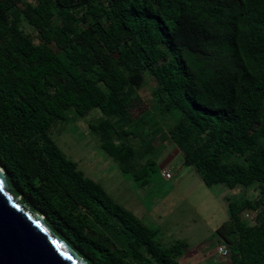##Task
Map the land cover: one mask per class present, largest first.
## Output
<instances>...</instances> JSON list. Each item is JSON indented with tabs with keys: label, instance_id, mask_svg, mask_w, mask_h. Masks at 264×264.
Listing matches in <instances>:
<instances>
[{
	"label": "trees",
	"instance_id": "trees-1",
	"mask_svg": "<svg viewBox=\"0 0 264 264\" xmlns=\"http://www.w3.org/2000/svg\"><path fill=\"white\" fill-rule=\"evenodd\" d=\"M144 89L150 109L132 117ZM70 110L98 111L101 150L142 185L159 139L208 189L253 187L215 235L230 264H264V0H0L11 195L87 264H179L184 243L164 248L52 140Z\"/></svg>",
	"mask_w": 264,
	"mask_h": 264
},
{
	"label": "rangeland",
	"instance_id": "rangeland-1",
	"mask_svg": "<svg viewBox=\"0 0 264 264\" xmlns=\"http://www.w3.org/2000/svg\"><path fill=\"white\" fill-rule=\"evenodd\" d=\"M153 85L151 81L149 87ZM139 99L130 111L132 117L150 109L152 102L148 90L139 91ZM98 114L92 111L79 117L67 111L66 120L52 127L50 137L86 178L100 184L117 205L148 227L164 248L184 243L186 248L176 259L179 264H230L228 253L223 259L208 257L218 246L215 231L228 218V202L238 204L245 199L254 200L257 195L254 188L230 190L216 185L208 189L199 175L183 164L177 149L170 142L161 146L159 139L153 155L155 165L150 168L148 183L142 185L131 175H123L117 164L101 150L96 135L89 129L99 118ZM164 173L172 179L164 178ZM246 214L249 215L247 219ZM242 219L253 223L247 211Z\"/></svg>",
	"mask_w": 264,
	"mask_h": 264
},
{
	"label": "water",
	"instance_id": "water-1",
	"mask_svg": "<svg viewBox=\"0 0 264 264\" xmlns=\"http://www.w3.org/2000/svg\"><path fill=\"white\" fill-rule=\"evenodd\" d=\"M0 264H87L45 223L11 195L0 168Z\"/></svg>",
	"mask_w": 264,
	"mask_h": 264
},
{
	"label": "built area",
	"instance_id": "built-area-1",
	"mask_svg": "<svg viewBox=\"0 0 264 264\" xmlns=\"http://www.w3.org/2000/svg\"><path fill=\"white\" fill-rule=\"evenodd\" d=\"M163 176H164L166 179H170V178H171L170 175H169L168 173H167V174L164 173ZM245 217L248 218L249 215L246 214ZM217 254L220 255V256H222V257H226V256H227V249H226V247H224V246L219 247V248L217 249Z\"/></svg>",
	"mask_w": 264,
	"mask_h": 264
},
{
	"label": "crops",
	"instance_id": "crops-1",
	"mask_svg": "<svg viewBox=\"0 0 264 264\" xmlns=\"http://www.w3.org/2000/svg\"><path fill=\"white\" fill-rule=\"evenodd\" d=\"M176 153H179V152L177 151ZM170 179H172V176H171ZM170 179H169V180H170ZM218 247H219V245L217 246V249H218ZM217 249H216L213 253H210V255H208V257H220V259H221L222 256H220V255L217 254ZM222 259H223V258H222Z\"/></svg>",
	"mask_w": 264,
	"mask_h": 264
},
{
	"label": "clouds",
	"instance_id": "clouds-1",
	"mask_svg": "<svg viewBox=\"0 0 264 264\" xmlns=\"http://www.w3.org/2000/svg\"><path fill=\"white\" fill-rule=\"evenodd\" d=\"M221 246H223V245H219V247H221ZM219 247H218V248H219ZM224 247H225V246H224Z\"/></svg>",
	"mask_w": 264,
	"mask_h": 264
}]
</instances>
